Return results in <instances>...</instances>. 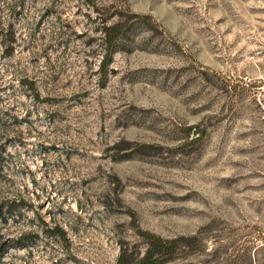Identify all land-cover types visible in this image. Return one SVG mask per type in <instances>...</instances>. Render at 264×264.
Returning <instances> with one entry per match:
<instances>
[{
  "label": "rangeland",
  "instance_id": "1",
  "mask_svg": "<svg viewBox=\"0 0 264 264\" xmlns=\"http://www.w3.org/2000/svg\"><path fill=\"white\" fill-rule=\"evenodd\" d=\"M128 1L158 27L103 85L92 7L0 0L2 264H117L139 229L264 264V0Z\"/></svg>",
  "mask_w": 264,
  "mask_h": 264
},
{
  "label": "trees",
  "instance_id": "2",
  "mask_svg": "<svg viewBox=\"0 0 264 264\" xmlns=\"http://www.w3.org/2000/svg\"><path fill=\"white\" fill-rule=\"evenodd\" d=\"M83 2L87 6L92 7V10L97 13L94 21L97 20L99 25L93 29L92 33H100V36L95 40L92 38V41H100L101 60L99 71L104 85L111 72L110 67L114 61L115 54L123 50L125 38L138 25H147L151 30H154V27L151 26L157 24L152 16L133 12L128 0H83ZM8 33L9 31H7L6 37ZM12 205L15 207L18 204ZM6 211L11 212V208ZM0 217H2L1 211ZM55 230L62 237L59 229L55 228ZM138 232L145 240V251L141 254L128 246L122 245L117 264H168L177 258L178 250L180 251L189 246L184 242H189L192 239L184 236L166 239L142 229H139ZM25 240V237L17 239L6 238V241L0 240V264H2L5 254H8L12 248L25 247L27 244Z\"/></svg>",
  "mask_w": 264,
  "mask_h": 264
}]
</instances>
